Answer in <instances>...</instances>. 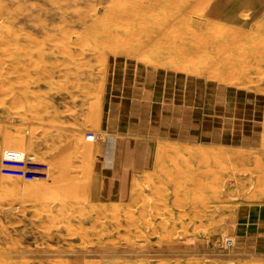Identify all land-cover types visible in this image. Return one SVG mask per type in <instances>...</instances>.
<instances>
[{"label":"rangeland","instance_id":"1","mask_svg":"<svg viewBox=\"0 0 264 264\" xmlns=\"http://www.w3.org/2000/svg\"><path fill=\"white\" fill-rule=\"evenodd\" d=\"M206 1L0 0V264H264V0Z\"/></svg>","mask_w":264,"mask_h":264},{"label":"bare ground","instance_id":"2","mask_svg":"<svg viewBox=\"0 0 264 264\" xmlns=\"http://www.w3.org/2000/svg\"><path fill=\"white\" fill-rule=\"evenodd\" d=\"M204 1L205 0H193V2L195 3V4H200V5H202V3H204ZM209 0H207L206 2H208ZM149 3H151V1H149L148 2V4ZM184 4L185 3H182V5L184 6ZM209 4V3H208ZM137 7L134 5V4H130L129 6H127L125 9H124V11L122 12L123 14H134V13H137V12H141V11H136L137 9H136ZM75 9V8H74ZM142 12H143V9H142ZM261 13H263L264 14V9H261V11H260ZM145 13V12H144ZM130 16V15H129ZM177 18H178V16H177ZM180 20V19H179ZM183 22V21H182ZM258 22V21H257ZM257 22H254V26H252V28L251 29H253V28H255V29H260V27H261V24H259V23H257ZM206 26V25H205ZM134 30V29H133ZM207 30H213V27H208L207 28ZM261 30V29H260ZM216 31H219V30H216ZM221 34V33H220ZM195 35H197V34H195ZM211 36V35H210ZM220 38H225V35H224V33H222V36L220 37V36H218V35H216V36H214V37H211L210 38V41H206V43L208 42L209 43V45H208V47L210 46V42H215V41H219V40H221ZM226 39V38H225ZM206 40V39H205ZM205 40H203V43L205 44V46H206V43H205ZM202 43V42H201ZM203 44V45H204ZM181 45V44H180ZM197 45V44H196ZM212 45V44H211ZM254 45V44H253ZM183 46H184V44H183ZM183 46H180V47H178L177 49V51H179L180 53H184V52H186L187 51V47H183ZM207 47V48H208ZM223 48V47H222ZM224 48H226V47H224ZM250 48V47H249ZM188 49H189V47H188ZM211 50H214L213 49V46H212V49ZM233 51V52H232ZM237 51V50H236ZM234 51V50H232V49H228V48H226V50H225V54L224 55H226V56H232V57H235V59L237 60V62H239V57H244L245 58V54H244V52L242 51ZM187 52H189V51H187ZM220 52V51H219ZM257 54H258V52H257ZM253 55H256V54H253ZM256 58V57H255ZM207 60V59H206ZM212 65H213V63H212ZM212 65H210V67L212 66ZM216 66V65H215ZM208 67H209V65H208ZM209 67V68H210ZM219 67V66H218ZM243 67V66H242ZM232 68V69H231ZM213 69H215V67H213ZM231 70H233V71H235L234 69H233V67L231 66L230 67V71ZM214 75L216 74V75H218L217 74V72L215 73V71H214V73H213ZM212 74V75H213ZM233 74H234V72H233ZM228 75V74H227ZM226 75V77H224V78H222V79H225V78H227L228 76ZM219 76V75H218ZM236 77V76H235ZM248 77H246V79H247ZM248 80V79H247ZM62 81V77H56V79H54V80H52V82L53 83H62L61 82ZM223 81V80H222ZM212 86V85H211ZM238 88V87H237ZM240 89V88H239ZM216 94V93H215ZM216 100V99H215ZM191 108H193V107H191ZM168 109V108H167ZM212 110V109H211ZM172 114V113H171ZM200 114V113H199ZM213 115H214V113H213ZM224 115V114H223ZM234 115V114H233ZM244 115V114H243ZM199 116V115H198ZM142 118V117H141ZM161 121V120H160ZM209 121V120H208ZM172 122V121H171ZM175 122V121H174ZM160 124V123H159ZM214 124V123H213ZM175 127V126H174ZM181 127V126H180ZM151 129H153V128H151ZM211 131H213L212 129H211ZM218 131V130H217ZM180 132V131H179ZM232 133V132H231ZM168 134V133H167ZM133 135H135V134H133ZM189 135V134H188ZM169 136V135H168ZM213 136V135H212ZM222 136V135H221ZM252 136V135H251ZM147 137V136H146ZM182 137V136H181ZM190 137V136H189ZM256 137V136H255ZM151 138V137H150ZM161 138H163V137H161ZM191 138V137H190ZM168 139V138H167ZM170 139H172V138H170ZM173 140V139H172ZM187 141H189V140H187ZM191 141V140H190ZM210 141V140H209ZM251 141V140H250ZM257 141V140H256ZM244 143H246V142H244ZM252 144V143H251ZM217 145V144H216ZM225 145V144H224ZM234 145V144H233ZM227 146V145H226ZM232 146V145H231ZM239 146V145H238ZM157 147H158V145H157ZM245 148V147H244ZM248 148V147H247ZM252 148V147H251ZM172 149V148H171ZM175 149V148H174ZM203 150L201 149V152H202ZM179 152V151H178ZM182 154V153H181ZM177 155V154H176ZM182 157H183V155H182ZM184 158V157H183ZM186 158V157H185ZM214 158V157H213ZM217 158V157H216ZM159 159V155H157L156 153L155 154H152L151 155V159H149L151 162H154V161H157ZM171 160H172V162H173V160H174V158H171ZM186 160V159H185ZM190 161V160H189ZM192 162V161H191ZM173 163H176L175 162V160H174V162ZM190 163V162H189ZM185 164H188V161H186V163ZM191 165V164H190ZM165 167H167V165L165 166ZM178 167V166H177ZM154 168V167H153ZM189 168H192L191 166H189ZM161 169V168H160ZM164 167H163V171H164ZM168 169V168H167ZM170 170H171V168H170ZM169 170V171H170ZM210 170V169H209ZM209 170L207 171L206 170V172H209ZM166 171V170H165ZM164 171V172H165ZM147 173V172H146ZM167 173H168V171H167ZM166 173V174H167ZM171 174V173H170ZM169 174V175H170ZM168 175V174H167ZM168 175V176H169ZM210 175V174H209ZM212 176V175H211ZM149 177V176H148ZM151 177V176H150ZM193 174L192 175H190V178L191 179H193ZM147 178V177H146ZM218 177H215L214 175L212 176V180H214V183H217L219 180L218 179H220V177L217 179ZM150 179V178H149ZM257 180V179H256ZM181 181V180H180ZM179 183V182H178ZM140 184V183H139ZM146 185V184H145ZM181 186V185H180ZM201 185L199 184V187H200ZM49 187V186H48ZM87 187V186H86ZM196 187V186H195ZM195 187H192L193 188V190H194V188ZM53 188V187H52ZM198 188V187H197ZM142 189V188H141ZM188 189H190V188H188ZM50 190V189H49ZM48 190V191H49ZM160 190V189H159ZM141 191V190H140ZM187 191V190H186ZM196 191V190H195ZM155 192V191H154ZM63 193V192H62ZM160 193H161V191H160ZM50 194V193H49ZM52 194H54V193H52ZM57 194V193H56ZM159 194V193H158ZM196 194V193H195ZM198 194V193H197ZM140 195V194H139ZM141 196H143V195H141ZM144 197V196H143ZM144 198H147L146 196L144 197ZM159 199V198H158ZM176 199V198H175ZM60 200V199H59ZM150 200V199H149ZM157 200V199H156ZM177 200H178V198H177ZM160 201V200H159ZM184 204V203H183ZM143 205V204H142ZM155 205V204H154ZM58 207V206H57ZM154 207V206H153ZM59 208V207H58ZM134 209H136V207H134ZM159 210V209H158ZM161 210V209H160ZM159 210V211H160ZM84 214H86V212L84 213ZM146 215V214H145ZM161 215H163V214H161ZM160 215V216H161ZM127 217H130L131 218V216H127ZM149 218V217H148ZM150 221V220H149ZM245 221V220H244ZM146 222V221H145ZM149 224V223H148ZM243 224V223H242ZM258 224V223H257ZM94 226H95V224H94ZM96 227H97V225H96ZM257 227V226H256ZM255 229V228H254ZM260 229V228H259ZM140 230V229H139ZM239 233H240V231H239ZM188 240V239H187ZM245 241V240H244ZM129 243H131V242H129ZM241 244V243H240ZM244 245V244H243ZM159 262H161V261H159ZM189 262V261H188ZM197 262H199V261H197ZM179 264H181V262H178ZM124 264H143V263H140V262H135V263H124ZM158 264H162V263H158ZM177 264V263H176ZM190 264H191V262H190ZM200 264H202V262H200ZM211 264V263H210ZM213 264V263H212Z\"/></svg>","mask_w":264,"mask_h":264},{"label":"built area","instance_id":"3","mask_svg":"<svg viewBox=\"0 0 264 264\" xmlns=\"http://www.w3.org/2000/svg\"><path fill=\"white\" fill-rule=\"evenodd\" d=\"M87 137L90 139V138H93V135L88 134ZM45 172H46L45 166L42 163H38L34 161L26 162L25 167H24V173L26 177L32 178V179L42 178Z\"/></svg>","mask_w":264,"mask_h":264}]
</instances>
